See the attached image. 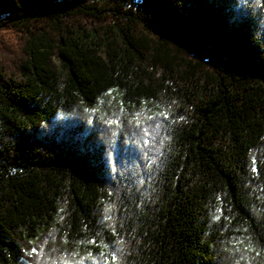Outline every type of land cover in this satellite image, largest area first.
<instances>
[{
    "label": "trees",
    "instance_id": "1",
    "mask_svg": "<svg viewBox=\"0 0 264 264\" xmlns=\"http://www.w3.org/2000/svg\"><path fill=\"white\" fill-rule=\"evenodd\" d=\"M0 264H264V0H0Z\"/></svg>",
    "mask_w": 264,
    "mask_h": 264
}]
</instances>
